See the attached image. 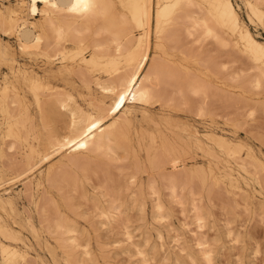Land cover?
<instances>
[{
  "label": "bare ground",
  "instance_id": "1",
  "mask_svg": "<svg viewBox=\"0 0 264 264\" xmlns=\"http://www.w3.org/2000/svg\"><path fill=\"white\" fill-rule=\"evenodd\" d=\"M15 1L17 3L15 7L0 6V31L3 34L12 36L17 42L16 50H13L8 44H0V66L3 65L7 68V74L3 77V82L0 83V115L3 117V123L6 126L5 137L10 138L9 140L13 139V142L9 143V149L15 147V144H19L21 141L25 142L26 147L23 155H21L22 157L16 158L19 160H15L14 158L11 161L9 158L11 163L19 168L16 170L17 168L14 167L16 168V171H14L20 172L14 174L13 170H10L14 175H17L6 180L0 174V186L11 182L15 178L28 177L29 173L35 171L37 166H41V164L46 163L54 155H58L57 165L55 164L53 167L45 169L35 180L29 179L23 188L28 193L25 198L29 197L27 201H30L34 205L37 213H41L39 214L41 215V219L47 212L52 214H49V216H52L51 218L53 219H50V223L47 225L43 222V226L46 225L44 227L47 228L46 230L49 229L53 234L56 233L58 235L57 239L61 243V246L59 244L58 246L65 249L69 254H73L79 248H81L82 254H88L87 246L84 245L85 243L79 242V234L74 224L63 215L58 202L51 197L52 195L48 197L49 191L52 188L61 193V196L65 199L64 203L68 208L72 207L71 203L75 204V202L71 201L74 197L80 198L83 201H90V207L97 212L96 215L100 218V222L108 228L109 233L122 230L123 240L128 245H132L134 244V233L129 230L128 223L130 217L125 214L127 210L135 209L145 218V207L149 200L151 218L156 220L166 219L168 212L166 202L163 199L165 192L162 195L161 188L163 187L167 190L168 201L182 207L184 199H186L183 196V192L186 189L191 191L196 185H199V180L203 181L206 179V175L201 176L198 168L186 167V158L183 156V152L177 142L169 140L168 135L159 126H155L154 133L148 134L147 144L142 143V137L138 138L137 145L132 142L130 130L136 117V108L145 107L151 103H160V105L165 106L178 105L177 101H186L188 103L190 102L187 99L188 95H193L196 99H198L197 97L200 99L197 101L190 98V100L192 99L196 103H200L195 111L202 112L207 110L209 107L207 105L209 103L212 105L215 100L216 104H219L220 101L216 98H219L217 94L218 96L222 94L218 91L220 88L213 84L215 88L218 87L215 91L213 85H211L212 83L208 84V79V82H206L203 80L205 78H198V75H195L197 74L195 73L196 71L194 74L191 72L193 70L190 71L184 64L186 56H194L193 46L195 43L197 45L199 37V43L202 42L201 38L203 40L207 38L211 42L214 40L215 46L218 45L220 48H226L225 50L222 49V51L218 47L219 49H216L218 50V53L216 52L217 57L219 51L227 52L228 49L229 56L224 54L227 56L226 60L228 58V62L234 61L235 65H237V61H235V58L231 60L235 55L233 53L230 54L229 45L231 47V42L241 39L244 42L245 50L250 51L247 53V57L251 63L250 66L248 63L246 65L255 70L254 79L252 77L255 85L264 84L262 83L264 82V46L240 23L231 0ZM245 5L249 14L256 17L264 25V0H245ZM36 16H38L37 19H35ZM151 33L154 36V40H152L154 41L152 42L154 43L152 47L154 51L150 57L149 39ZM233 35L236 36L234 37L236 39H233ZM209 40L208 42H210ZM206 41L205 43H207ZM199 43L198 45H200ZM185 44L187 45L185 46ZM208 45L210 44L207 43L206 47ZM203 46L199 48V52L201 48L203 49ZM234 47L236 48L237 46L235 45ZM208 48L211 47L209 46ZM207 50L205 49L204 54L201 55H205V51L206 53L208 52ZM176 51H180L182 57H178ZM242 52L246 55L245 51ZM85 53L89 54L86 55ZM213 53L215 52L213 51ZM17 54L20 56L38 55L44 58L50 67L53 64H59L58 73L53 75V78H56V80L49 79V76L39 75L38 72L35 73L29 70L30 68H26L19 62ZM224 55L220 53V56ZM214 56H212V59ZM205 57H202V59ZM240 58L237 59L239 64L241 62ZM206 60H202L201 64L206 65L207 63H204ZM210 60L208 59L207 62ZM212 61H210L211 64L208 62L209 65H207L213 68V70L210 68L211 72L215 68V72L217 70L216 74L218 75L223 74L222 71L225 68L229 71L234 65L232 63V67L228 68L227 61L224 63L221 59V64L220 62L213 63L215 60ZM242 61L245 63L247 60L244 61L242 58ZM239 67L241 69L239 68V71L238 69L231 71V75L236 71H238V74L236 72V76L241 74L242 72L240 71L245 68H242L241 65ZM248 67L246 68L248 69ZM219 68L222 70L220 73ZM46 71H51V69ZM59 75L60 77H58ZM224 76L228 77V74ZM240 78H243L242 75ZM58 79L62 82L69 81L70 86L63 87V91L61 89L55 91L54 88L58 87L57 84L60 83ZM241 79L237 77L239 82ZM63 85H67V82H64ZM93 87L98 90L101 98L94 101L91 108L82 107L69 94V91L75 88L89 91ZM225 90L227 89L225 88ZM26 92L32 94L35 105L39 110H46L51 114H60L66 117L65 128H62L63 132L56 133V131H51L47 133L43 148L37 147V143L33 145L28 142L29 131H27V138L25 135L26 131H22L26 125L27 114H29L25 108L26 114L22 112L23 96L21 94H25ZM216 92L217 94L214 96L213 93ZM212 95L215 99L211 97ZM227 96L229 97V95ZM233 96V99L236 98L235 94ZM208 97L213 98L214 101L208 99L207 102ZM228 97H224L225 103H228L226 102V99L228 101ZM229 98L231 99V96ZM233 99L231 105L236 103V99L235 103H233ZM195 101H193V104ZM230 102L227 104L228 106L225 104V107L232 108L233 105L229 106ZM241 102L242 99L239 103L241 104ZM244 102L246 101L244 100ZM220 103L221 105L223 104L222 101ZM192 107L189 104L186 109L191 108V113L193 114L195 111H193ZM212 107L214 108L215 106ZM211 108L209 111L212 110ZM215 108L213 109L214 111ZM238 108L241 107L239 106ZM254 109L256 110V108ZM259 109L261 110V108ZM241 111L238 110L237 114ZM236 112L234 111L233 113ZM251 113L252 111L249 114ZM24 114L27 117H24ZM108 118L111 120L106 123V119L109 121ZM6 139L4 143H6ZM15 148L19 149L18 147ZM12 151H14V148ZM140 151L145 154L149 167L146 180L142 177L137 178V173L139 172L136 170L137 167H134L135 171L125 173L122 167L116 165L120 153L125 157H134ZM6 152L4 154L8 155V152ZM18 152V154H22L20 151ZM17 153H15L16 157ZM12 155L14 154H11V158L14 157ZM124 156L123 158H125ZM136 163L139 164V162ZM238 164L243 170H246L248 167H252L253 169L258 168V165L254 162L250 160L245 161L242 158L238 159ZM129 165L131 167L130 163ZM129 165L125 166V169H129ZM5 166L8 167L7 164ZM139 166L138 169L140 170ZM227 170H229L226 172L227 175L232 176L230 168ZM259 179L263 181L260 176ZM91 182L92 191L89 196L85 186ZM215 182H218V180ZM3 190L7 194L5 197H3L4 195H0V209H4L8 205L12 206L10 192H7L8 189L6 188ZM83 201L80 200V202ZM85 205L88 206L87 203ZM90 207L88 206V208ZM23 208L27 207L24 206ZM70 209L72 210V208ZM74 209L72 211H75ZM191 209L193 211L194 223L199 228L203 227L205 219L199 205L192 202ZM24 211L28 212L27 209ZM75 215L77 216V213ZM46 216L43 219L47 220ZM40 218L38 220L39 223ZM92 222L90 221V223ZM90 223L89 225H91ZM0 232L5 236V239L16 238L14 232L1 221ZM176 237L174 242L178 244L179 237ZM118 242V240L113 241L114 245L118 244ZM207 243L205 240L198 239L197 245L204 261L210 264L212 256ZM0 245H2L1 242ZM14 249L13 247L10 248L9 245H2L0 250L3 263L25 264V255ZM67 252H64V254ZM136 253L144 257L141 249L137 248ZM30 257L28 256V258ZM30 264H33V262H30Z\"/></svg>",
  "mask_w": 264,
  "mask_h": 264
},
{
  "label": "rangeland",
  "instance_id": "2",
  "mask_svg": "<svg viewBox=\"0 0 264 264\" xmlns=\"http://www.w3.org/2000/svg\"><path fill=\"white\" fill-rule=\"evenodd\" d=\"M231 1L236 9L240 23L245 26L249 30V32L254 37H256V39L264 46V25L256 17H253L249 14L245 5V0ZM16 4L17 3L15 0H0V6L2 7H15ZM37 17L38 16H36L35 19H37ZM153 37V33H151L149 39L150 57L153 55L152 52L154 51L152 48L154 44L152 43L154 42L152 41L154 40ZM232 37L233 39H236L234 38L236 37L235 35H233ZM205 39L207 41L201 38L202 42L199 43V37V40L197 42L201 46L198 45V43L197 45L196 43L194 44L193 54H195L193 57H191V55L186 56L184 58V64L189 68L190 71L193 70L191 72L194 73L196 71L195 73L197 74H194L198 75V78H205L206 80H203L206 82H208L209 80L208 84L212 83L211 85L214 84L220 88L219 90L218 87H216L218 91H220L219 93H222L220 94V96H218L217 94L218 91L216 93H213L214 96H216L217 94V97L219 98L216 99H218L220 102L222 101L223 103V101L225 100L224 97H228L227 95H229V97L231 96V99L228 97V101L226 99V102L228 103H225L224 101V105L222 104L223 106L220 102L217 105L215 102L216 100H213L214 96L212 95L211 97L213 98L208 97L207 102L208 99L213 100L214 105H211V103H207V106H209L207 110H204L202 112L198 110L195 111V109L198 108V105L200 104L196 103L195 100L198 101L200 99L199 97H197L198 99H196L195 96L188 95L189 98L187 97V99L188 101H190L188 103L190 104V107L193 106L192 109L193 111H195V113L193 114L191 113V108H189L190 110L186 109L189 106L186 101L185 102L187 104L185 102L177 101L178 105L172 104L170 106L160 105V103H151L152 105L149 104L145 107L136 108V117L130 130V136L132 138V142L135 145H137L136 143L139 137H142V143L147 144L148 134L154 133L155 126H159L168 135L169 140L177 142L178 146L183 152V156L186 158V167L198 168L201 172V176L206 175V179L203 181L199 180V185H196L195 188H193L194 190L192 189L190 191L189 189H186L183 192L184 198L186 197V199H184L183 206L179 207L178 205H175L174 203L168 201V194L166 192L167 190L162 187L161 191L162 195L165 192V195H163V199L166 202L168 212V217L166 219H163L164 221L151 218V206L149 200L147 206L145 207V218H143V216L140 215L135 209L127 210L125 214L130 217L128 223L129 230L134 233V244L128 245L127 242L123 240L124 236L122 230H117L114 233H109L108 228L100 222V218L96 215L97 212L92 210L93 208L90 207V201H83L80 198L74 197L71 201L75 202V204L71 203L72 207L70 208H72V210L75 208V211H72L65 205V199H63L61 193L58 192L55 188H52L49 191L48 197L52 195L51 197H53L58 202L59 208L63 215L67 217L68 220L76 227L79 234V242L82 244L85 243L84 245H86L88 249L87 255L82 254L81 248L74 251L73 254H69L67 251H65V249L60 247L61 243L57 239L58 235L56 233L53 234L51 230L48 229L50 231L49 232L48 230H46L47 228H44L48 223H50V219H53L51 218L52 216H49V214L51 213L47 212L45 214L47 215V220L43 219L45 215H42V220L40 218L41 215H39L41 213H37L34 205L30 201H27L29 200V197L27 199L25 197L28 195V193L23 190L24 185L29 181V179L35 180V178L38 177V175L45 169L51 166L53 167L58 162L59 156L54 155L53 157H51V159L46 161V163L41 164V166H37L35 168V171H31L30 173H34L33 175L29 173L30 176L28 175V177L22 176L18 179L15 178L11 182L0 186V195H4L3 197H5L7 193L3 189L6 188L8 189L7 192H10V197L12 200L11 207L8 205L4 209H0V221L5 224L7 228H10L16 235L15 239H5V236L0 232V242L3 246H5V244L9 245L10 248L13 247V249L15 248L14 250L25 255V258L28 259H25V264H30V262H33V264H208L204 261L197 245L198 239H200L208 242L207 244L209 245L212 256L210 264H264V84L255 85V83L253 82V79L255 77V70L253 68H249L246 65L248 63V65L250 66L251 63V61L247 57V53L250 51L245 50L246 48L244 47V42L241 39H236V42H231V47L229 45L230 54L233 53L235 55V57L232 56L233 58L231 60H234L235 58V61H237V65H235L234 61L228 62V58L226 60L227 56H225L224 54H229L228 49V53L225 51V53L219 51L217 57L216 54L218 53V50L216 49H219L220 46H215V41L212 38L211 39L214 41H212L213 43L211 42V40L207 38ZM208 40L210 42H208ZM205 41L210 45L206 47L207 43H205ZM0 44H8L12 47L13 50H16L17 48V42L15 41V39L8 34H3L1 31ZM234 44L237 46L236 48H233V46H235ZM186 45L187 44H185V46ZM202 46L203 49L201 48V51L199 52V48ZM209 46L211 48H208ZM205 49H208V52L206 53L205 51V55L202 56L201 54H204L203 52ZM222 49H224V47H221L219 50ZM233 49L235 50L232 51ZM213 51L215 53L212 54ZM242 51H245L246 55L243 54ZM176 53L178 54V57H182V53L180 51H176ZM220 53H222V55L224 56H220ZM88 54L89 53H87L86 55ZM211 54L212 56L215 55L213 59L212 56H210ZM195 55H198L197 58ZM17 56L19 62L26 68H30L29 70L35 73L38 72L39 75L49 76V79L56 80V78H53V75L58 73L59 64L56 63L55 65L53 64L50 67V65L46 63L44 58L38 55L20 56L17 54ZM208 56H210L211 58ZM202 57H205L206 59L208 58L209 60L211 59L210 61L215 60L214 62L212 61L213 63L220 62L221 64V59L224 61V63L225 61H227L226 64L228 65V68L232 63L234 65L233 67L231 66L232 69H229V71H227V68L224 69L225 71H222L219 68V73L220 71H222L223 74L221 73L218 75L216 74L217 70L215 72V68L214 71H210L211 69L213 70L211 66H208V62L210 63V61L207 62L208 59H202ZM239 57H241L240 64L237 60L239 59ZM242 58L244 61H247L244 63L242 61ZM197 59L200 60V62H198ZM202 60H206V62L204 63H207L208 65L201 64ZM240 65L245 69H242L240 71L242 73L236 76V72L238 74ZM246 67H248V69ZM49 69H51V71H46ZM236 69H238V71L232 73L231 75V71H234ZM5 74H7V68L6 66L1 65L0 83L3 82V77L5 76ZM225 74H228V77H226L227 75L224 76ZM241 75L244 80L243 78H240ZM58 77H60V75ZM237 77L241 79L240 82L237 80ZM59 82L60 83L57 84L58 87L54 88L55 91H57V89L58 91L59 89L63 91V87L66 88L67 86H70L69 81L62 82L61 80H59ZM64 82H67V85H63ZM241 84H243L244 86ZM214 85L213 87L216 91L217 89ZM213 87L211 88L213 89ZM225 88L227 90H225ZM212 89L211 91H213ZM69 94L79 105L84 108H91L92 103L101 98L100 93L94 87L89 91L82 88H75L74 90H70ZM234 94L236 98L233 99L232 97H234ZM21 95L23 96L22 112H25V114V110L29 112V114H27L28 118L25 123L26 125L22 131H26V138L27 131H29L27 138L28 142L33 145H36L37 143V147L43 148L45 145L46 137L48 135L47 133L51 131H56V133L63 132V129L65 128L66 117L60 114H51L46 110H42L43 112H45L43 113L36 107L34 99L30 92H26L25 94ZM221 95L224 97H222ZM190 98H193L195 100L191 99V101ZM229 99L231 100V102ZM232 99L234 100L233 103H235L236 99V103L234 105L232 104L234 107L231 105ZM241 99L242 102L240 104L239 102L241 101ZM106 100H108V98H106ZM244 100L246 102H244ZM193 101H195L194 104ZM229 102V106H232V108L225 107V104L226 106H228L227 104H229ZM184 104L186 105L184 106ZM242 104L245 106H243ZM204 105L206 106V104ZM212 106L216 107H214L215 111L213 110L214 108ZM239 106L242 108V111L241 108H238ZM235 107L236 109H234ZM210 108L212 109L211 111H209ZM254 108H256L257 111ZM259 108H261V110ZM238 110L241 111L239 112V114H237ZM234 111L237 112L233 113ZM251 111L252 113L249 114ZM25 114L24 117H27L25 116ZM43 115H45L46 117ZM2 118L3 117L0 115V174L2 178L6 180L13 176H16L20 172H15L19 168L18 166L12 164L11 161L14 158L15 160H19L16 158H19L21 155H23L26 146L25 142L21 141L19 144L16 143L17 146L15 144V147H18L19 149L15 147H13L14 151H12L13 148L9 149V145L11 144L10 142H13V139L9 140L10 138L8 139V137H5L6 126L3 123L4 121ZM108 119L109 121L106 119V123L110 122L111 120L110 118ZM29 121H31V123H29ZM45 123H47L48 125ZM157 123L159 124L156 125ZM22 133L24 134V132ZM5 138L9 140L8 141L6 139V143H4ZM5 144H7V147L5 146ZM5 151L8 152H6L8 155L4 154ZM18 151H20V153L22 154H18ZM15 153H17V157ZM11 154H14L12 155L14 157L11 158ZM123 156L124 155L120 153L118 157L119 160L117 159L116 165L118 167H122L125 173L129 171H135L134 167H137V169L135 168L139 171H137V178L142 177L144 180H146L147 170L149 167L145 154L140 151L138 154H135L134 157L124 156L125 158H123ZM3 158L6 160H4ZM9 158L11 159V161ZM240 158L244 159L245 161L250 160L254 162L258 165V168L253 169L252 167H248L249 169L246 168V170H243L238 164V159ZM136 162H139V164ZM4 163L5 165L7 164L8 167H6L5 165L3 166ZM9 163L11 166L9 165ZM129 163L131 164V167ZM137 164L138 166L140 165V170L138 169V166H136ZM128 165L130 168L125 169V166ZM14 167H16L17 169ZM228 168H230V173L232 176L227 175L226 172L229 171L227 170ZM10 170H13L14 174H17L14 175ZM258 175L261 177V179H263V181L259 179ZM217 180L218 182H215ZM91 185L92 182L90 184H86L85 186L87 194L89 196L92 191ZM23 194L26 195L24 196ZM80 200L83 202H80ZM85 202L90 208L85 205ZM192 202H195L199 205L200 211L204 216L205 223L201 228L197 227L193 221V211L191 209ZM24 206L27 208H23ZM26 209L28 210V212L24 211ZM71 212H73L74 214H71ZM75 213H77V216L75 215ZM78 216H80L81 218ZM90 216L92 218H95L92 219ZM39 218L41 219L40 223L38 221ZM89 220L91 222L94 220V222L90 223ZM43 222L46 223V225L44 224L45 226H43ZM89 223L91 225H89ZM92 225L94 226V228ZM176 236L179 237L178 244L174 242ZM114 240H118V244L114 245ZM58 244L60 246H58ZM2 245H0V249ZM137 248L143 251L144 257L136 253ZM64 252L67 253L64 254ZM1 256L2 255L0 250V264H4ZM28 256H31V259L28 258ZM32 258L35 260H33ZM73 260H75V262H73Z\"/></svg>",
  "mask_w": 264,
  "mask_h": 264
}]
</instances>
